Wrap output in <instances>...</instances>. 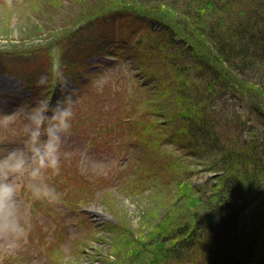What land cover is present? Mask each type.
<instances>
[{"label": "rangeland", "instance_id": "374dc122", "mask_svg": "<svg viewBox=\"0 0 264 264\" xmlns=\"http://www.w3.org/2000/svg\"><path fill=\"white\" fill-rule=\"evenodd\" d=\"M126 1L131 0H12L9 6L6 0H0V53L10 55L15 51L16 57L49 53V47L41 43L61 38L67 29L84 24L94 16L92 13L109 6L118 13L113 33L118 34L122 27L136 33V10L123 8ZM182 1L151 0L149 7L153 12L169 14L184 10L191 0H185L186 4ZM48 3L50 16L58 24L64 23L62 28L55 30L52 23L43 25L42 8ZM239 5L233 7L234 13L240 10ZM59 10L62 13L57 15ZM28 16L34 19L31 26H35L33 33L40 34L38 38H24L22 26ZM98 22L82 30L79 37L74 35L78 38L58 42L60 48L51 52L54 60L60 54L83 56L80 69L74 67L72 72H79L78 82L89 83L88 89L77 96L54 95L56 104L70 98L74 112L71 134L61 147L60 174L49 172L45 176V181L61 194V202L50 205L35 200L27 176L13 178L21 204L30 206L32 228L27 241L16 248L0 242V264H194L197 257L206 258L214 249L201 241L188 256L175 249L167 253V248L180 239L177 234L180 224L187 221L188 209L203 210V204L188 206L187 200L198 197L203 202L204 195L199 191L206 188L209 192L214 173L170 143L169 128L151 113L155 108L151 107L150 88L143 91L138 84L143 82L142 72L134 73L132 65L118 60L103 46L110 45L112 39L103 38V30L97 31L102 21ZM146 41L144 49L148 52ZM93 46L100 47L94 54ZM148 53L144 55L148 63L152 59L162 63L154 53ZM24 85L16 76L0 72V157L25 148L27 116L37 104L24 101L29 97ZM262 190L237 219L229 259L264 264ZM141 258L147 262H139Z\"/></svg>", "mask_w": 264, "mask_h": 264}, {"label": "trees", "instance_id": "16d2710c", "mask_svg": "<svg viewBox=\"0 0 264 264\" xmlns=\"http://www.w3.org/2000/svg\"><path fill=\"white\" fill-rule=\"evenodd\" d=\"M150 1L131 0L122 6L136 10V33L124 27L118 34L113 33L118 13L114 6L105 7L100 13H92L94 16L84 24L64 29L61 38L41 43L49 47V53L36 57H16L15 51L10 55L0 53V72L24 81L29 97L23 100L37 105L47 100L55 106L54 95L59 93L69 97L83 93L89 87L88 81L78 82L79 72H72L74 67L80 69L83 56L59 53L61 57L54 60L51 52L60 48L58 42L78 38L82 30L93 28L101 20L97 31L103 30V38L112 39L110 45L103 46L118 60L132 65L134 73L142 72L143 82L138 84L143 91L150 88L151 107L155 108L151 113L169 128L170 143L214 173L209 192L198 189L204 195L203 202L198 197L187 200L188 206L203 204V210L188 209L187 221L180 224L177 234L180 239L167 248V253L175 249L183 257L185 252L188 256L194 245L205 241L214 249L206 258L197 257L194 264H243L227 255L233 251L230 240L236 236L237 219L264 189V0H191L188 4L183 0L187 7L169 14L163 10L153 12ZM137 4L146 7L134 8ZM237 4L247 6H238L240 10L234 13L232 9ZM42 10L45 27L48 23L55 30L63 27L64 23L58 24L50 16L49 3ZM61 13L59 10L57 15ZM33 20L29 16L24 19L27 24L21 31L25 39L40 35L33 33ZM146 39L148 52L162 63L153 59L148 63L144 58L149 54L144 49ZM99 49L93 46L92 53ZM57 63L59 76L54 67ZM42 76L47 83L38 85ZM70 76L75 84L59 88L58 78ZM84 81L83 88L78 89ZM244 112L250 116L242 115ZM142 261L147 262L141 258L139 262Z\"/></svg>", "mask_w": 264, "mask_h": 264}, {"label": "clouds", "instance_id": "9594fccd", "mask_svg": "<svg viewBox=\"0 0 264 264\" xmlns=\"http://www.w3.org/2000/svg\"><path fill=\"white\" fill-rule=\"evenodd\" d=\"M6 3L11 6L12 0ZM54 67L59 76L58 63ZM37 83L44 85L47 78L42 76ZM73 115L70 98L55 106L41 100L27 116L25 148L10 150L0 157V242L10 249L18 247L21 241L26 242L32 228L30 206L21 204L13 178L27 176L35 200L50 205L61 202V194L45 181V176L49 172L60 174L61 147L71 134Z\"/></svg>", "mask_w": 264, "mask_h": 264}]
</instances>
